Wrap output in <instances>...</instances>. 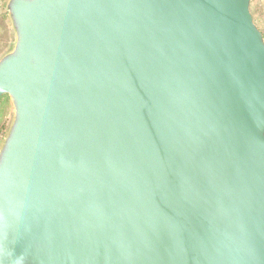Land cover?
I'll return each instance as SVG.
<instances>
[{
    "label": "water",
    "instance_id": "1",
    "mask_svg": "<svg viewBox=\"0 0 264 264\" xmlns=\"http://www.w3.org/2000/svg\"><path fill=\"white\" fill-rule=\"evenodd\" d=\"M252 0H10L0 264H264Z\"/></svg>",
    "mask_w": 264,
    "mask_h": 264
},
{
    "label": "rangeland",
    "instance_id": "2",
    "mask_svg": "<svg viewBox=\"0 0 264 264\" xmlns=\"http://www.w3.org/2000/svg\"><path fill=\"white\" fill-rule=\"evenodd\" d=\"M9 2L10 0H0V61L13 51L16 41V35L8 12ZM251 9L254 20L264 35V0H252ZM3 12L7 13L6 23L3 19ZM5 98L9 100V104L6 105L3 112L0 110V153L14 119V109L11 101L8 97ZM2 126H5L3 131H1Z\"/></svg>",
    "mask_w": 264,
    "mask_h": 264
},
{
    "label": "trees",
    "instance_id": "3",
    "mask_svg": "<svg viewBox=\"0 0 264 264\" xmlns=\"http://www.w3.org/2000/svg\"><path fill=\"white\" fill-rule=\"evenodd\" d=\"M2 1V0H1ZM4 7H5V5H4ZM3 19H4V21H5V23H6V21H7V13L6 12H3ZM6 26V25H5ZM9 104V100L7 99V98H3L1 101H0V110L3 112L4 111V108H6V105H8ZM0 111V112H1ZM5 129V126H2L1 127V131H3Z\"/></svg>",
    "mask_w": 264,
    "mask_h": 264
}]
</instances>
